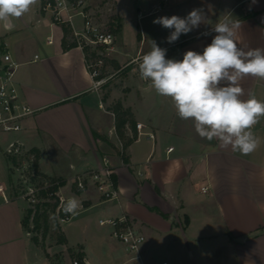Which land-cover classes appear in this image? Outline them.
Here are the masks:
<instances>
[{
	"label": "crops",
	"instance_id": "1",
	"mask_svg": "<svg viewBox=\"0 0 264 264\" xmlns=\"http://www.w3.org/2000/svg\"><path fill=\"white\" fill-rule=\"evenodd\" d=\"M117 2L121 28L112 64L117 60L128 64L146 54L151 40L167 48V58L182 60L187 50L202 53L215 35L202 33L226 12L243 25L236 37L239 46L264 48V0ZM193 8H203L209 24L166 43L169 30L151 17H183ZM132 19L137 27L127 38ZM75 23L80 26V17ZM13 24L0 33V65L3 52H9L18 64L21 97L35 113L20 133H0V154L8 169L0 174L7 195L5 199L0 192V264H54L51 251H44L23 226L27 203L11 194V162L3 151L16 138L38 154L42 172L68 184L63 185L68 195L77 173L96 169L109 159L118 195L106 199L94 184L84 191L73 188L84 207L69 223L75 226V217L84 214L79 226L85 233L94 220L99 221L112 245L110 256L120 259L118 264H264V117L252 129L261 139L256 151L241 155L222 149L215 139H201L191 120L179 118L172 100L157 95L150 82L140 78L136 63L128 65L131 71L121 89L108 84L95 89L84 51L78 46L64 48V28L41 10V0ZM67 42H72L71 34ZM240 84L244 99L252 92L264 101V80L249 76ZM117 105L131 112L124 131L133 140L126 147L116 127ZM138 123L154 139L137 136ZM122 216L146 237L138 253L114 236L111 224L101 223ZM63 233V246L71 248L75 258L68 261L64 252L60 264H74L76 259L102 264L91 254L82 232L76 234L63 225Z\"/></svg>",
	"mask_w": 264,
	"mask_h": 264
},
{
	"label": "clouds",
	"instance_id": "2",
	"mask_svg": "<svg viewBox=\"0 0 264 264\" xmlns=\"http://www.w3.org/2000/svg\"><path fill=\"white\" fill-rule=\"evenodd\" d=\"M257 0H252L255 4ZM38 0H0V25L5 30L14 27L13 19L20 18L36 5ZM264 22V17L261 18ZM203 8H193L187 15L161 16L153 20L169 30L166 43L173 44L182 34L207 25ZM243 27L230 12L222 14L207 36L215 33L202 53L187 50L182 60L167 58V48L150 41V51L136 60L140 78L150 82L156 94L172 100L177 115L191 120L201 139L219 142L222 149L249 155L256 151L261 139L253 127L264 117V101L249 92L244 99L240 82L245 77L264 80V48H245L236 41ZM80 202L69 198L62 211L77 215ZM55 220V217L52 218Z\"/></svg>",
	"mask_w": 264,
	"mask_h": 264
},
{
	"label": "built area",
	"instance_id": "3",
	"mask_svg": "<svg viewBox=\"0 0 264 264\" xmlns=\"http://www.w3.org/2000/svg\"><path fill=\"white\" fill-rule=\"evenodd\" d=\"M115 8V0H41V10L51 13L54 23L70 27L72 42L85 53L87 68L95 89L104 87L121 71V68L112 71V61L118 52L117 34L121 25ZM78 17L81 19L80 26L75 23ZM140 57L142 55L131 59L127 65L136 63ZM17 67L18 64L11 54L3 52L0 65V133L3 134L20 133L24 129L25 120L35 113V109L21 97L16 80ZM137 128V136L145 134L154 139L152 132L142 131V123H138ZM169 150L172 151V148ZM3 152L11 162L14 180L12 190H15V198L27 202L26 214H31V228L34 227L35 215L44 211L49 213L50 218L55 217L59 225L69 223L75 215H66L62 209L69 198H76L72 192L73 188L76 191H84L94 184L106 199L118 195L112 177L115 169L108 158H104L103 164L96 169L77 173L69 183L71 195H68L63 187L68 184L42 172L38 166V154L22 140H10ZM0 192L7 199L3 185H0ZM83 207L80 203L78 212ZM101 223L111 224L114 227V236L132 253H138L146 240L144 233L126 216L102 220ZM27 233L32 235L34 232L29 230ZM74 264L84 263L76 259Z\"/></svg>",
	"mask_w": 264,
	"mask_h": 264
},
{
	"label": "rangeland",
	"instance_id": "4",
	"mask_svg": "<svg viewBox=\"0 0 264 264\" xmlns=\"http://www.w3.org/2000/svg\"><path fill=\"white\" fill-rule=\"evenodd\" d=\"M117 3H118L117 0H115V4H116L115 10H116L118 18L120 19L121 16H120L119 11H118V4ZM128 15H130V12ZM151 18L155 19V18H157V16H152ZM120 22H121V20H120ZM136 27H137L136 21H134L133 19L131 21H129V25H128V28L126 30V37L127 38H130V34L132 32V29H134V31H135ZM2 31H3V27H2V25H0V33ZM133 37H135V36H133ZM126 63H122L119 60H117V63H115V64L113 63L112 71L118 70L120 68H121V71L119 73H117V75L108 82L107 86L109 88L110 87L118 88V89L122 88L125 76L128 75L129 71H131L130 66H128ZM4 171L6 172V171H8V169H7L6 162L4 160V156L2 154H0V174H2ZM12 181H14V180L12 179ZM13 191H15V190H13ZM11 194L13 197H15L14 192H12ZM27 209H26V211H27ZM26 211H25L24 215H26ZM83 215L84 214H81V215L75 217V219H74L75 220V223H74L75 226L72 227V224L67 223L64 225V228L68 229V230L73 229V231H75L76 234L82 232L81 235L84 238H86L88 246H90V248H91V251H92L91 254L94 257L97 256L99 259L101 258L102 264H118L120 262V259L115 260L110 256L111 251H112V248H111L112 245L108 244V237L104 234L105 233L104 231L106 228L101 226L99 221L94 220L92 225H91V228L89 230H85V233H83L84 231H82L80 226H79V221L83 218ZM49 225H50L49 230H48L46 236H44V231H45L44 225L38 231L39 235H37V236H38L39 241L37 244L40 245L44 249V251H46V252L51 251L49 253V255H50V258L54 264H60V262L62 261L61 257L63 256L64 252H66L68 257H69L68 261L72 262L75 258V256L72 254V251H70L72 249L71 248H68V249L64 248V246H63L64 244H60L58 242L57 233H58V231L63 232V225H59V227H57V225H55V223L53 222L52 218H50V220H49ZM35 235H36V233H33L31 236L34 237Z\"/></svg>",
	"mask_w": 264,
	"mask_h": 264
},
{
	"label": "trees",
	"instance_id": "5",
	"mask_svg": "<svg viewBox=\"0 0 264 264\" xmlns=\"http://www.w3.org/2000/svg\"><path fill=\"white\" fill-rule=\"evenodd\" d=\"M63 28H64V32H65L64 48L67 49L69 47L76 46V43H74V42H70V43L67 42V38L71 34L70 27L63 25ZM120 28H121V25H120ZM116 109H117L116 127H117V130H118L120 137L124 140V146L126 147L133 140L131 138H127L125 135V131H124L128 120H131V112L128 110H124L120 105H117ZM114 182H115V179H114ZM30 215L31 214L29 212L23 218V226H24L25 230H27V231L32 230L34 233H37V235H38V231L44 225V228H45L44 236H46V234L49 230V226H50L49 225V220H50L49 213L47 211H44L41 214L37 213L34 217V227L33 228H31V224H30ZM53 222L55 223V225H57V227H59V223L57 222L56 218H55V220H53ZM37 235H35L33 237V239L35 240L36 243H38V241H39ZM57 236H58V242L60 244L66 243V237H65L63 232L58 231ZM78 255L81 256V253Z\"/></svg>",
	"mask_w": 264,
	"mask_h": 264
}]
</instances>
